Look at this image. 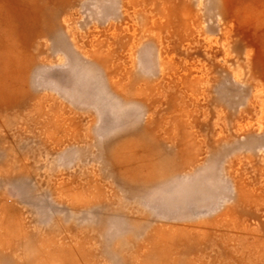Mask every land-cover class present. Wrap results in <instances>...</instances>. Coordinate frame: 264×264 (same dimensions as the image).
<instances>
[{
  "label": "rangeland",
  "instance_id": "1",
  "mask_svg": "<svg viewBox=\"0 0 264 264\" xmlns=\"http://www.w3.org/2000/svg\"><path fill=\"white\" fill-rule=\"evenodd\" d=\"M0 264H264V0H0Z\"/></svg>",
  "mask_w": 264,
  "mask_h": 264
}]
</instances>
